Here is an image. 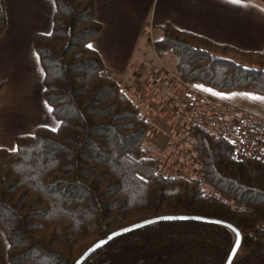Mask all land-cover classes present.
<instances>
[{
    "label": "trees",
    "instance_id": "16d2710c",
    "mask_svg": "<svg viewBox=\"0 0 264 264\" xmlns=\"http://www.w3.org/2000/svg\"><path fill=\"white\" fill-rule=\"evenodd\" d=\"M54 1L52 30L36 34L33 46L44 72L42 95L58 127L39 126L17 137L14 150L0 148V227L10 263L74 264L113 231L188 215L240 231L231 264H264V145L247 154L231 139L240 140L237 127L216 132L196 124L187 131L199 161L195 176L165 173L161 159L143 147L144 112L88 47L101 30L93 0ZM5 28L0 0V36ZM161 29L154 51L178 57L182 82L264 96V50H239L169 23ZM234 242V232L221 224L156 221L110 239L81 264H224Z\"/></svg>",
    "mask_w": 264,
    "mask_h": 264
},
{
    "label": "crops",
    "instance_id": "0c3cea01",
    "mask_svg": "<svg viewBox=\"0 0 264 264\" xmlns=\"http://www.w3.org/2000/svg\"><path fill=\"white\" fill-rule=\"evenodd\" d=\"M6 28L0 36V148L14 150L16 138L31 135L39 126L58 127L59 120L44 99V72L34 49L36 34H49L54 0H1ZM100 32L88 45L100 57L130 99L131 93L150 92L169 98L186 92L177 78L178 57L158 56L153 42L163 37L169 23L213 42L243 51L264 50V5L239 0H93ZM206 88L205 95L264 119V96L245 89L220 92ZM156 126V124H155ZM8 240L0 227V264L7 257Z\"/></svg>",
    "mask_w": 264,
    "mask_h": 264
},
{
    "label": "rangeland",
    "instance_id": "374dc122",
    "mask_svg": "<svg viewBox=\"0 0 264 264\" xmlns=\"http://www.w3.org/2000/svg\"><path fill=\"white\" fill-rule=\"evenodd\" d=\"M183 83L186 86V92L181 93V90L180 92L176 90L174 93L172 91L169 98L165 100L164 98L158 100L160 95L149 91L131 93L133 98L131 100L139 104L149 123L143 147L148 149L151 155L161 159L160 166L165 173H173L182 169L191 177L195 176L199 161L193 153V140L189 138L187 131L189 127L196 124L216 132H219V128L223 126H228V130L237 127L238 131H235L238 136L240 135V140L237 136L236 139L234 136L231 139L239 143V148L244 147L248 151L247 154L262 149L264 119L215 101L205 95L206 88L199 84L192 88L191 85L194 83ZM250 126L254 130L261 127V130H258L261 134L255 133L256 136L258 135L257 141H253L254 130H247Z\"/></svg>",
    "mask_w": 264,
    "mask_h": 264
},
{
    "label": "water",
    "instance_id": "95a60500",
    "mask_svg": "<svg viewBox=\"0 0 264 264\" xmlns=\"http://www.w3.org/2000/svg\"><path fill=\"white\" fill-rule=\"evenodd\" d=\"M168 218H171V219H168ZM178 219H186V220L187 219H191V220H197V221H203V222H211V223H217V224L224 225V226L228 227L229 229H231L234 232L235 240H236V236H237V232H238L239 236H240V242H241V233H240V231L236 227H234L232 224H230L229 222H226V221H222V220L215 219V218L202 217V216H188V215L157 216V217L146 219L144 221H141V222H138V223H135V224L129 225L127 227H124V228H121V229H118L116 231L111 232L106 237H104V238L96 241L94 244H92L78 259H76L74 264H81V262L83 260H85L89 255H91L97 248L101 247L106 242H108L110 240L109 237H111V239H112V238H114V237H116V236H118L120 234H123L125 232L131 231L133 229L139 228L141 226H144V225L156 222V221L178 220ZM100 242H104V243L101 244ZM98 244L100 245L99 247H97ZM234 244H235V242H234ZM234 244H233V247H234ZM231 251H232V249H231ZM231 251H230V253H229V255H228V257H227V259H226L224 264H231V262H232V260H233V258L235 256V255H233L231 257V260H229V257L231 255Z\"/></svg>",
    "mask_w": 264,
    "mask_h": 264
},
{
    "label": "snow or ice",
    "instance_id": "6c2138e0",
    "mask_svg": "<svg viewBox=\"0 0 264 264\" xmlns=\"http://www.w3.org/2000/svg\"><path fill=\"white\" fill-rule=\"evenodd\" d=\"M230 2L239 4V0H230ZM88 47L91 48L92 45H88ZM257 99H264V98L257 97ZM53 130H55V129H53ZM168 219H171V218H168ZM109 239H111V237H109ZM100 243L102 244L104 242H100ZM239 245H240V236H239V233L237 232L235 244H234V247L232 248V251H231V255L229 257V260H231V257L236 254ZM99 246L100 245L98 244L97 247H99Z\"/></svg>",
    "mask_w": 264,
    "mask_h": 264
},
{
    "label": "built area",
    "instance_id": "2783aa9c",
    "mask_svg": "<svg viewBox=\"0 0 264 264\" xmlns=\"http://www.w3.org/2000/svg\"><path fill=\"white\" fill-rule=\"evenodd\" d=\"M263 120V119H262ZM263 122H264V120H263ZM259 131L261 130V127H259V129H258ZM258 130H256V131H258ZM238 131V130H237ZM260 152H261V150H260ZM262 153H264V152H262ZM262 159L264 160V154L262 155Z\"/></svg>",
    "mask_w": 264,
    "mask_h": 264
}]
</instances>
